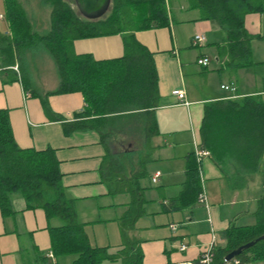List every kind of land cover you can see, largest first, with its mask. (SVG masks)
Returning a JSON list of instances; mask_svg holds the SVG:
<instances>
[{
  "label": "crops",
  "instance_id": "crops-1",
  "mask_svg": "<svg viewBox=\"0 0 264 264\" xmlns=\"http://www.w3.org/2000/svg\"><path fill=\"white\" fill-rule=\"evenodd\" d=\"M165 1L168 25L134 32L154 61L156 106L105 115L103 134L94 128L65 133L64 122L75 120L74 113L86 106L82 94L49 93L57 88L58 75L54 81L32 77L19 60L9 65L0 54V109L8 110L19 147L54 152L65 195L91 246L117 251L128 237L137 241L142 264H195L209 244L225 243L231 224L255 223L258 199L264 196V154L257 170L234 187L201 141L206 105L246 95L264 99V12L245 17L247 32L257 36L249 42L250 62L239 66L238 60H229L222 28L202 19L189 0ZM0 31L10 33L8 20ZM195 33L205 36L204 45H193ZM73 50L96 60L119 58L122 34L79 38ZM200 57L208 58L207 66L197 63ZM231 83L234 91L221 87ZM196 147L208 154L198 159ZM192 156L207 203L196 198L179 208ZM8 208L5 213L0 209V264H73V255L56 256L51 248L49 227L59 226V218L48 219L41 207H27L19 193L10 194ZM138 210L141 214L134 216Z\"/></svg>",
  "mask_w": 264,
  "mask_h": 264
},
{
  "label": "trees",
  "instance_id": "trees-1",
  "mask_svg": "<svg viewBox=\"0 0 264 264\" xmlns=\"http://www.w3.org/2000/svg\"><path fill=\"white\" fill-rule=\"evenodd\" d=\"M43 1L50 5V23L46 32L38 33L32 30L18 0H4L10 33L0 32V54L3 63L13 65L18 60L21 62L22 51L26 48L37 50L41 45L49 53L58 75V86L49 93L77 91L86 103L82 111L74 113L75 120L64 122L65 133L94 128L103 134L105 115L157 105L154 61L134 32L168 25L165 0H111L108 11L93 20L83 18L73 7V0ZM189 3L199 9L202 19L211 20L224 30L229 60H238L239 66L246 63L250 58L249 42L257 35L247 32L244 20L250 13L264 12V0H189ZM110 34H122L124 54L119 58L96 60L91 54H77L73 50L76 39ZM42 102L47 108L45 98ZM147 122L153 125L152 133L156 132L151 112L147 114ZM201 139L202 146L210 152L231 184L234 187L244 184L241 181L243 175L254 173L264 154L262 96L246 95L206 105ZM186 174L179 208L194 203L200 191L194 156L187 160ZM12 193L21 194L27 207L43 208L48 219L57 217L61 220L59 226L49 227L51 248L56 256L73 255V264H102L105 261L142 264V251L137 241L128 237L117 251L88 243L82 223L76 218L73 202L66 197L60 182L54 152L50 148L19 147L12 134L8 110L0 109L2 213L8 211ZM140 214L138 210L133 215ZM255 217L253 224H231L226 229L225 243L213 247V264H264V238L228 262L225 260L231 250L264 234V196L258 199Z\"/></svg>",
  "mask_w": 264,
  "mask_h": 264
},
{
  "label": "rangeland",
  "instance_id": "rangeland-1",
  "mask_svg": "<svg viewBox=\"0 0 264 264\" xmlns=\"http://www.w3.org/2000/svg\"><path fill=\"white\" fill-rule=\"evenodd\" d=\"M18 1L26 12L28 20L31 23L32 30L38 33L46 32L50 23V5L43 0ZM72 5L76 9L73 2ZM0 13H2L5 17L3 20L0 19V30L3 31L5 30L7 21L4 0H0ZM18 57L19 56H17V60ZM20 63L24 70L28 71L32 77H36L40 74L41 77H47V79L51 81H54L56 78L57 72L55 70V63L49 53L41 45L35 51L32 50V48H26L23 50L21 54V62H19V64ZM40 79L41 81L44 80L42 78Z\"/></svg>",
  "mask_w": 264,
  "mask_h": 264
},
{
  "label": "built area",
  "instance_id": "built-area-1",
  "mask_svg": "<svg viewBox=\"0 0 264 264\" xmlns=\"http://www.w3.org/2000/svg\"><path fill=\"white\" fill-rule=\"evenodd\" d=\"M192 43L195 46H201L204 45L205 43V36L202 33H195L192 39ZM208 58L207 57H200L197 59V63L202 65V66H207L208 65ZM222 88L228 89L230 91H234L235 90V85L234 84H223L221 85ZM173 93L175 95H177L179 98L184 97V93L180 90H174ZM195 154L197 155L198 159L200 158V156L208 154V151L203 150V149H199V148H195ZM159 172L154 173L152 181L155 182L159 176ZM197 200L200 203H207V199H206V194L204 191V188L201 187V190L199 191L198 195H197ZM174 228V227H172ZM185 245H181L180 249L183 250L185 249ZM213 244H209L206 249L201 253L200 257L198 258L197 262L195 264H213L212 263V254H213ZM228 262V261H226ZM237 263V261H235Z\"/></svg>",
  "mask_w": 264,
  "mask_h": 264
},
{
  "label": "water",
  "instance_id": "water-1",
  "mask_svg": "<svg viewBox=\"0 0 264 264\" xmlns=\"http://www.w3.org/2000/svg\"><path fill=\"white\" fill-rule=\"evenodd\" d=\"M78 13L85 19L93 20L101 18L109 9L111 0H73ZM264 234L258 236L256 239L251 240L233 250H231L225 257L226 261L233 259L243 249H246L258 240L263 239Z\"/></svg>",
  "mask_w": 264,
  "mask_h": 264
}]
</instances>
